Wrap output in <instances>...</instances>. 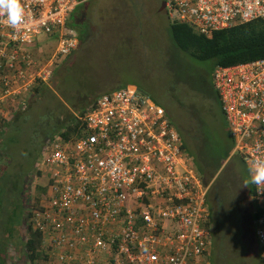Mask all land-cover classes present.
Instances as JSON below:
<instances>
[{"label":"built area","instance_id":"2783aa9c","mask_svg":"<svg viewBox=\"0 0 264 264\" xmlns=\"http://www.w3.org/2000/svg\"><path fill=\"white\" fill-rule=\"evenodd\" d=\"M170 18L208 37L255 19L264 0H164ZM81 0H22L13 29L0 16V109L13 105L78 45L69 18ZM57 36L49 58L36 36ZM213 85L234 145L248 162L264 142V58L217 66ZM81 135L46 142L39 172L42 199L26 204V221L44 235L45 264H210L213 233L206 185L165 108L135 86L99 96L82 118ZM256 236L264 246V188Z\"/></svg>","mask_w":264,"mask_h":264},{"label":"rangeland","instance_id":"374dc122","mask_svg":"<svg viewBox=\"0 0 264 264\" xmlns=\"http://www.w3.org/2000/svg\"><path fill=\"white\" fill-rule=\"evenodd\" d=\"M69 21L70 23L72 21L79 37L78 45L70 55L55 66V73H58L60 78L53 74L47 82L51 88H44L41 99L32 98V107L27 114V120L22 124L23 131L27 133L17 144L18 157L12 162V175L15 172L19 186L23 182L21 193L24 196V205L32 200L42 199L46 193L47 179L38 170L44 147L37 142L38 138H32L30 135L48 129L43 125L37 128L38 132H35L36 124L41 122L40 119L47 111L53 110L49 118L53 113H57L56 109L63 110L65 115L81 116V108L87 107L102 94L122 86H135L148 94L152 102L169 109L174 122L179 127L182 126L183 130L193 125L188 114L171 101L168 90L178 87V84L198 83L203 73L195 59L185 55L175 46L170 33L171 20L167 9L163 8L162 0L85 1ZM85 25L88 30L84 37L80 38L79 28ZM35 40L39 46L38 52L46 58L52 55L58 44L56 35L49 37L46 34H39ZM202 70L210 71L208 67H202ZM54 81H58V84L55 85ZM29 98L23 95L19 98L22 103L19 100L13 105L3 107L0 118L11 119L18 110L28 109L26 101ZM37 101L40 102L35 103ZM183 101L192 103L187 98ZM205 101L203 99V105H198L209 126L203 135L207 138L212 136L219 138L230 155L222 168L227 167L226 171L230 173L235 170V174L240 176L238 170H246L248 165L231 150L234 142L229 136V126L221 108L213 103L210 105L212 112H209L205 107ZM202 106L205 109H202ZM64 131L65 129H62L60 133ZM27 135L30 138L28 142ZM186 141L188 142L187 139ZM204 150L208 153L209 147ZM240 179L239 177V182L235 180L237 185L231 189V193L233 198L241 200V204L245 201L244 205L240 206L239 203L236 208L246 213L243 217L252 225L250 219L252 203L244 198V188ZM248 191L253 204H256L250 184ZM13 197L14 193L0 188V243L3 240L7 243L5 254L9 264H30L27 256L19 251L24 241L27 222L24 221L14 230L10 229L13 233L9 238L5 235L7 232L1 233V229L6 224L7 209H10L14 201ZM244 232L251 239V243L246 245L241 240L230 249L223 240L219 242V237L213 234L214 238L207 254L219 247L222 254L219 255V261H224L225 264H249L248 261H262L264 264V259L260 258L255 227L253 231L244 228ZM39 261L41 262L38 264H42L44 258L41 257Z\"/></svg>","mask_w":264,"mask_h":264},{"label":"trees","instance_id":"16d2710c","mask_svg":"<svg viewBox=\"0 0 264 264\" xmlns=\"http://www.w3.org/2000/svg\"><path fill=\"white\" fill-rule=\"evenodd\" d=\"M170 20V33L175 46L185 55L195 59L196 62L200 64L201 72L203 73L198 83L178 84V87L168 90L171 101H173L176 106L178 105L182 108L192 120V127L183 130L182 126L179 127L174 122L169 109H166V111L172 123L177 125L176 127L184 140V147L189 152V157L193 160L195 168L200 173L204 183L209 185L207 204L209 206L208 210L211 223L213 225L210 243L213 241V234H216L219 237V242L223 240L224 244H227L229 249L232 248L236 242L241 240H243L246 245H249L251 239L245 234L244 228L249 231L254 230L255 220L259 215L260 209L256 204H253L248 186L244 183V178L248 177V175H245L248 174V170H238L240 173L239 176L237 173L235 174V170L230 173L226 171L227 167L222 168L224 162L230 156L229 152L225 150L224 145H222V142L217 136L207 138L203 135V132L209 129V126L206 124L202 111L200 112V106L198 105H203L202 102L203 99H205L207 111L212 112L210 105L213 103L221 108L220 98L213 85V71L215 67L219 65L229 66L264 58V21L262 19H255L238 23L231 27L217 30L213 33L212 37H208L199 33L195 27L190 24L181 23L171 18ZM69 24L72 27L74 26L72 21L71 23L69 21ZM87 30L86 25L79 28L80 38L84 37ZM206 66L210 71L202 70V67L207 68ZM54 74L58 76V79L60 78L59 74L55 73V71ZM58 79L55 78V80ZM54 83L56 85L58 81H54ZM44 88L49 89L51 87H49L47 82L39 80L28 92L29 94L24 95L29 98L28 96L33 93V97L31 96L26 101L28 109L16 110V114L11 119L0 118V188H5L6 191L14 193V201L10 209H7L6 224L4 228L1 229V233L7 232L5 235L9 238L13 233L10 229L14 230L16 226L24 223V221L27 222L24 241L19 251L27 256L30 264H38V262H41L39 261L41 257L44 258L42 264H45L49 261V254H47V251L43 248L44 235L42 231L34 229L32 224L26 221V205H24V196L23 193H21L23 182H21V186H19L17 175L15 172L12 175L11 167L13 166L12 162L16 161L18 157L16 146L20 143L22 136H25L27 133L23 131L22 124L27 120V114L32 107V98L41 99ZM186 98L190 99L192 103H184L183 100ZM96 100L97 98L87 107L81 108V116L65 115L63 110L59 111L56 109L55 111L57 113H53L52 117L49 118L48 116L53 110L47 111L46 115L40 119L41 122L36 124L35 132H38L37 128L43 127V125L48 129L41 133H32L30 136L32 138H38L37 142H39L42 147H44L46 142L52 139V137L60 133L62 129H65L62 135L66 139L80 136L82 130L81 118L92 110ZM38 102L40 101L35 103ZM2 109L1 107L0 114ZM202 109L205 108L202 106ZM228 133L232 138L229 130ZM26 139L27 142L30 141L28 135ZM206 147H209L208 153L204 150ZM239 177L241 178L240 181L244 188V198L250 200L252 203L250 218L252 225L243 217L246 213L236 208L237 204H241V200L233 198L231 193V189L235 188L237 185L235 180L239 182ZM250 185H252L253 194L254 187L253 184ZM244 203L240 206L244 205ZM256 240L260 251V258L264 259V246L257 236ZM6 244L5 240L0 243V264H9V260L5 254ZM227 248L225 247V249ZM20 255L24 256L21 253ZM219 255L222 256L220 248L218 247L210 254L206 252L205 258L206 260L210 259V264H225L224 261H219ZM253 262L263 264L262 261H248L249 264Z\"/></svg>","mask_w":264,"mask_h":264},{"label":"clouds","instance_id":"9594fccd","mask_svg":"<svg viewBox=\"0 0 264 264\" xmlns=\"http://www.w3.org/2000/svg\"><path fill=\"white\" fill-rule=\"evenodd\" d=\"M163 2H164V0H163ZM0 16L6 17L9 27H11L13 29L18 28L24 19V8L22 6V0H0ZM78 42H79V37H78ZM35 49L38 52L39 46L36 45ZM44 57H46V56H44ZM19 102H21V100ZM183 143H184V140H183ZM232 150H233V148H232ZM255 152L258 155L253 157L248 162V166H247L248 177L245 179L244 183L247 186L249 184H253L259 188H264V142L257 143L255 145ZM252 197H253V194H252ZM255 233H256V229H255Z\"/></svg>","mask_w":264,"mask_h":264},{"label":"crops","instance_id":"0c3cea01","mask_svg":"<svg viewBox=\"0 0 264 264\" xmlns=\"http://www.w3.org/2000/svg\"><path fill=\"white\" fill-rule=\"evenodd\" d=\"M85 1L89 2L90 0H81V3L76 7V9L74 10V12H73L71 15H73V14L76 12L77 8H78L81 4H83ZM162 3H163V0H162ZM108 92H109V91H108Z\"/></svg>","mask_w":264,"mask_h":264},{"label":"water","instance_id":"95a60500","mask_svg":"<svg viewBox=\"0 0 264 264\" xmlns=\"http://www.w3.org/2000/svg\"><path fill=\"white\" fill-rule=\"evenodd\" d=\"M165 7V2H163V8Z\"/></svg>","mask_w":264,"mask_h":264}]
</instances>
